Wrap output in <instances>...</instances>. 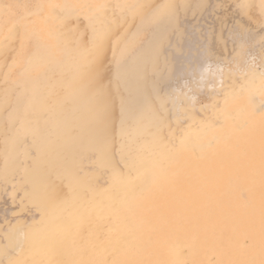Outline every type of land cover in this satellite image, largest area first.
Listing matches in <instances>:
<instances>
[{"label": "rangeland", "instance_id": "rangeland-1", "mask_svg": "<svg viewBox=\"0 0 264 264\" xmlns=\"http://www.w3.org/2000/svg\"><path fill=\"white\" fill-rule=\"evenodd\" d=\"M114 21H118L115 26ZM101 32L107 37L102 38ZM37 62L40 65L35 67ZM52 71L51 88L47 81ZM78 76L82 82L66 93ZM239 91L244 92L242 103L231 115L229 104L238 98L232 93ZM251 112L262 124L264 0H0V264H53L39 260L38 252L29 262L22 261V247L3 250L13 229L26 232L42 220L45 205L30 201L22 184L41 145L48 141L46 147L51 148L65 125L56 120L59 115H69L71 136L85 137L92 129L107 151V166L97 162L96 151L89 148L76 156L77 164L71 168L75 184L99 191L106 186L111 168L123 169L148 154L153 143L142 141L139 134L133 136L146 122L170 120L172 132L166 139L173 147L189 127L203 128L199 142L211 148L226 130L223 120L242 115L240 127L245 129ZM96 114L102 117L97 119ZM244 136L245 131L238 133L240 139ZM225 146L226 142L219 143L217 154L209 151L207 163L225 169ZM260 148L264 152V142ZM230 154L232 163L243 166L241 162L247 161L240 142L232 145ZM41 156L38 161H45ZM253 165L264 168V158H256ZM193 167L180 168L179 175ZM176 175L170 168L163 174L166 187L161 194L166 198L177 193ZM199 175L189 178L188 188L180 189L197 188ZM149 178L142 188L155 185ZM56 189L60 196L70 193L67 185ZM187 192L192 205L201 203L205 214L215 211L221 216L216 225L217 218L210 221L216 236L231 233L232 225L244 216L241 208L252 219L244 226V244L253 225L264 228L262 209L247 211L245 195L223 188L220 179L214 202L207 198L205 203L197 193ZM228 206H232L229 213Z\"/></svg>", "mask_w": 264, "mask_h": 264}, {"label": "bare ground", "instance_id": "bare-ground-1", "mask_svg": "<svg viewBox=\"0 0 264 264\" xmlns=\"http://www.w3.org/2000/svg\"><path fill=\"white\" fill-rule=\"evenodd\" d=\"M136 6L130 8L131 13ZM105 16L104 19H107V14ZM117 24L118 21H114L113 26ZM109 29L104 32L108 33ZM107 33L102 38L107 37ZM66 41L69 40L65 39L64 44ZM66 45L69 46V42ZM39 65L38 62L34 64L35 67ZM53 74L52 71L47 81L51 88L55 82ZM72 81L66 93L77 87L75 83L78 85L82 82L81 76ZM232 94L239 99H233L229 104L228 113L231 115L234 108L242 103L244 92ZM97 106L93 105L91 110L95 112ZM101 117L99 114L97 119ZM243 117L236 115L223 120L226 130L220 132L211 148L202 147L199 142L205 133L203 128L189 127L177 136V143L175 141L173 147L166 139V135L172 132L170 120L146 122L134 130L133 136L139 134L142 141L153 143L148 154L142 159L138 157L123 169L111 168L106 186L97 191L83 187L82 183L75 184L71 168L77 164L76 156L89 148L96 151L97 162L107 166V151L99 146L100 138L92 129L87 131L85 137L80 133L71 136L67 123L69 115H59L56 120L65 125L58 131L51 148L46 147L48 141L41 145L39 151L42 150V156L38 154L39 151L36 153L34 165L22 184L30 201L45 205L42 220L27 227L26 232L18 227L13 229L8 236L10 243L3 251H18L22 247V261L29 262L33 253L38 252L39 260H51L53 264H255L263 261L264 228L253 225L249 242L244 244V226L252 219L243 208L239 211L244 216L232 225L231 233L227 237L216 236L214 222L210 221L217 218L216 225L221 216L215 211L205 214L201 203L192 205L191 195L187 192L191 190L197 193L205 203L207 198L214 202L216 180L220 179L223 188L245 195L247 211L261 208V219H264V168L253 165L256 158H264V152L259 151L264 142V116L262 124H257L251 112L250 123L245 129L240 127ZM218 129H214V132ZM244 131L247 136L240 139L238 133ZM221 142H226L223 150L225 169L207 163L209 151L213 150L214 154L221 152L216 149ZM237 142L246 152L247 161L241 162L245 163L243 166L232 163L234 155H229L232 145ZM40 156L46 160L38 161ZM192 165L191 171L179 175L180 168ZM167 168L177 173V182L173 185L177 193L170 198L161 194L166 187L162 180H165L163 174ZM147 175L155 185L142 188ZM193 175H199L197 188L180 189V186L189 187V178ZM66 185L70 186L69 195L60 196L56 187ZM155 197L159 200L155 201ZM251 198L254 202L250 201ZM231 209L232 206H228L226 212L229 213ZM19 240L21 244L18 245ZM212 257L215 259L211 261Z\"/></svg>", "mask_w": 264, "mask_h": 264}]
</instances>
